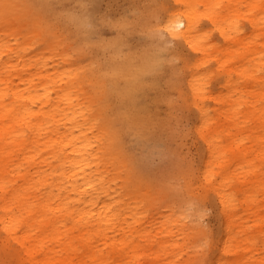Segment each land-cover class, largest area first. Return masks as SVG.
<instances>
[{"label": "bare ground", "instance_id": "6f19581e", "mask_svg": "<svg viewBox=\"0 0 264 264\" xmlns=\"http://www.w3.org/2000/svg\"><path fill=\"white\" fill-rule=\"evenodd\" d=\"M52 1L0 0V264H197L203 228L186 232L183 206L210 192L223 221L217 239L204 243L209 264H264V0H174L157 26L196 52L186 61V100L198 112L204 161L179 202L133 192L130 178L117 182L111 165L123 153L120 139L100 124L101 107L78 66L56 70L53 83L36 81L51 54H31V33L55 52L48 24L63 10ZM204 17L213 25L207 32ZM18 19L27 29L22 41ZM69 19L85 33L86 16ZM164 59L110 57L96 72L135 90ZM158 199L168 209L150 213Z\"/></svg>", "mask_w": 264, "mask_h": 264}, {"label": "rangeland", "instance_id": "374dc122", "mask_svg": "<svg viewBox=\"0 0 264 264\" xmlns=\"http://www.w3.org/2000/svg\"><path fill=\"white\" fill-rule=\"evenodd\" d=\"M173 4L174 0H53V9L63 10L51 15L52 23L48 24L58 40L57 49L51 53L44 35L31 33L33 45L29 50L34 55L51 54L48 68L36 74L40 86L43 80H59L56 70L61 73L71 64L86 76L83 87L96 97L95 107H101L100 124L104 120L120 139L123 153H116L118 160L111 165L112 172L119 171L117 182L130 178L133 192L140 187L143 193L150 191L155 196H166L167 201L179 202L189 198L186 182L197 179L205 142L197 131V109L186 100V61L193 60L196 52L185 41H174L157 27ZM70 14L86 16L85 33L76 32ZM17 25L22 41L27 33L25 22L18 19ZM201 28L207 32L213 25L204 17ZM210 32L212 40H222L219 31ZM102 41L109 47H98ZM146 54L165 57L164 65L142 73L135 90L120 89L122 84L106 82L96 72L101 65L102 70L107 67L104 64L110 57L125 63L131 56L140 60ZM40 66L44 67L43 63ZM212 85L218 89L220 78L214 79ZM115 88L119 92L111 93ZM166 208L165 202L158 199L150 213L164 212ZM183 210L186 232L193 234V227L203 228L197 235L203 242L199 246H204L196 254V258L200 257L197 264H209L212 252L204 243L210 236L217 239L223 221L215 194L210 192L204 200L195 198L194 207L186 203Z\"/></svg>", "mask_w": 264, "mask_h": 264}]
</instances>
